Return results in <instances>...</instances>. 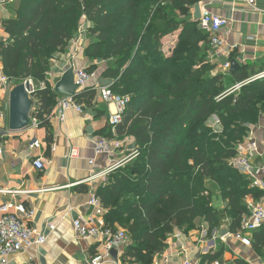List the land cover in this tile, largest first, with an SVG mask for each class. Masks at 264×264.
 I'll return each mask as SVG.
<instances>
[{"label": "trees", "instance_id": "trees-1", "mask_svg": "<svg viewBox=\"0 0 264 264\" xmlns=\"http://www.w3.org/2000/svg\"><path fill=\"white\" fill-rule=\"evenodd\" d=\"M199 2L19 0L16 16L2 22L8 35L0 42L3 70L13 84L34 82L32 116L48 130L47 117L61 99L48 78L51 62L68 49L82 23L91 24L85 56L110 62L102 76L112 80L115 93L130 99L117 129L121 139H135L137 154L96 192L108 209L107 224L130 237L122 254L129 264H153L175 229L191 230L198 218L208 223L209 235L224 219L235 233L250 213L247 199L264 196L230 164L238 143L264 117V75L256 77L262 72L249 64L214 74L210 35L192 18ZM171 36L176 42L167 53L165 39ZM96 69L86 68L91 74ZM96 91L85 88L74 99L91 106ZM214 116L223 131L210 128ZM100 134L112 137L110 125ZM214 189L226 202L223 214L213 205ZM252 235L261 253L264 224ZM223 250L207 254L201 264L218 259Z\"/></svg>", "mask_w": 264, "mask_h": 264}, {"label": "crops", "instance_id": "crops-1", "mask_svg": "<svg viewBox=\"0 0 264 264\" xmlns=\"http://www.w3.org/2000/svg\"><path fill=\"white\" fill-rule=\"evenodd\" d=\"M199 4L200 9L205 4L214 14L229 22L222 35L225 47L234 46L235 49L231 52L230 59L225 57L223 62L237 60L240 66L249 64L255 66L258 72H263L264 12L260 9L264 8V1L259 0L258 10L243 0H200ZM18 5L19 0H0V41L7 40L8 37L2 22L16 16ZM191 13L192 18L196 17L195 6ZM90 26L88 22L82 23V27ZM88 45L85 42L80 49L69 45V52L55 56L48 77L53 87L72 65L77 68L97 65L98 69L85 88L112 83L111 79L102 76L104 62L91 61L85 56L84 51ZM165 47L169 45L165 44ZM208 54L209 60L216 64L214 74L223 72V63L214 61L210 51ZM96 92L91 106L82 105V112L75 108L68 109L64 121L55 113L54 108L47 117L49 130L39 123L38 126L30 125L22 131H11L8 122L9 92L0 86V105L5 110V116L0 117V202L24 203L28 208H33L35 215L28 223L47 235L44 244L33 245L11 255L9 264H91L94 257L103 253L104 246L99 237L87 240L77 237L73 220L78 216L94 217L92 196L109 177L94 176V173L105 170L115 161L128 158L137 149V144L133 137L125 136L123 150L100 155L93 166L90 164V159L95 156L96 139L105 136L100 131L108 129L110 118L109 104L103 100L98 90ZM257 126H260V133L253 132V136L260 141L263 151L258 163L264 164V122ZM50 133L51 142L48 140ZM35 139L40 141V148L31 147ZM39 155L45 159L43 170L37 169L33 164ZM19 190L28 192L13 193ZM212 201L222 214L225 213L226 202L218 189L213 190ZM107 211L105 208L104 215ZM223 222L222 225H226L229 230L227 219ZM50 223L55 224V229H50ZM221 227L205 238L202 237L201 230L209 229V226L202 218L196 220V227L191 230L176 228L169 237L168 247L155 260L165 264H184L186 261L201 264L207 254H214L223 247V254L218 259L204 264H216V261L219 264H234L236 259H242L248 264H264V248L261 253L258 252L253 242L251 246L243 244L230 230L228 235L222 237ZM249 235L252 240V233ZM112 250L102 264H129L122 259L125 249H117V257L113 256Z\"/></svg>", "mask_w": 264, "mask_h": 264}, {"label": "built area", "instance_id": "built-area-1", "mask_svg": "<svg viewBox=\"0 0 264 264\" xmlns=\"http://www.w3.org/2000/svg\"><path fill=\"white\" fill-rule=\"evenodd\" d=\"M243 1L258 10L257 3L259 0ZM260 10L264 12V8H261ZM193 19L198 22V27L201 30L209 33L210 52L214 61L216 60L223 63L222 68L224 71L230 70L232 66L231 60L223 62L225 57L229 58L231 52L235 49L234 46L225 47L226 42L222 35L223 29L229 24L228 20L220 15L214 14L205 4L201 7L200 18L197 19L194 17ZM86 29V27H82L81 25L79 33L86 35ZM73 41L74 40H72V42ZM70 67L74 68L75 83L79 85L80 90L85 88L94 74L89 73L86 68H77L74 65ZM263 75L264 72L258 74L256 77ZM24 82L30 83L28 93L33 97V94L36 91V85L32 80ZM111 84L96 86L101 97L110 107L109 125L111 127L112 137L99 136L96 139L94 147L95 156L90 159V164L92 166L96 163L98 156L103 154L109 155L115 151L124 149V140L120 138L117 126L123 120V114L130 99L128 96L115 93L111 88ZM0 86L7 92H10L13 87V82L5 74L1 61ZM40 86L45 87V83L42 82ZM241 86L242 84H238L236 88L239 89ZM111 107H113V110ZM70 108H75L79 112L83 111V107L76 102L74 96L63 95L55 107V113H58L59 118L64 121L65 113ZM34 109L35 105L33 107V110ZM3 116H5V110L0 105V117ZM214 120L217 124L221 125L217 116H214ZM39 123L40 121L37 118L33 116L31 117V125L38 126ZM253 132L254 130L252 128L248 136L238 143L237 154L230 161V164L250 179L253 187H258L264 191V164L258 163V158L263 155V151L260 141L253 136ZM40 146L41 143L39 140L35 139L32 141L31 147L40 148ZM1 153L2 149L0 148V154ZM136 154L137 150L132 152L128 158L115 161V163L108 166L105 170L94 173V176L107 177L114 169L125 164L127 160L135 157ZM33 164L37 169L43 170L45 168L44 157L42 155L37 156L34 159ZM15 192L24 193L28 191H13V193ZM247 203L250 213L243 217L242 227L233 233V235L243 244L251 246L252 240L249 234L264 224V196L258 201L248 198ZM91 204L95 207L94 217L91 216L90 218H85L83 216H78L73 220V226L77 237L80 239L87 240L91 237L97 236L102 240L104 246L103 253H99L91 260V264H102L112 249L124 250L131 241L128 233L124 229H116L107 224L104 218L105 208L96 194L92 196ZM34 215L35 210L33 208H28L24 203H16L12 201L0 202V264H9L11 255L22 252L30 246H39L46 242L47 235L36 228L31 227L28 223L29 220L33 219ZM49 225L51 230L55 229V224L50 223ZM201 235L203 238L207 237L209 235V229H202ZM153 264L165 263L155 260ZM184 264L197 263L186 261ZM216 264L219 263L216 261Z\"/></svg>", "mask_w": 264, "mask_h": 264}, {"label": "water", "instance_id": "water-1", "mask_svg": "<svg viewBox=\"0 0 264 264\" xmlns=\"http://www.w3.org/2000/svg\"><path fill=\"white\" fill-rule=\"evenodd\" d=\"M195 16L197 19L201 16L200 4L195 5ZM240 66L237 60L232 61L231 70ZM29 82H22L13 85L9 92V129L11 131H22L31 125L32 110L35 105L33 97L28 93ZM54 90L66 96H76L81 90L75 83L74 68L70 67L63 73L60 80L56 83ZM220 236L225 237L229 234L226 225H222ZM114 257L118 256V250L113 249Z\"/></svg>", "mask_w": 264, "mask_h": 264}, {"label": "rangeland", "instance_id": "rangeland-1", "mask_svg": "<svg viewBox=\"0 0 264 264\" xmlns=\"http://www.w3.org/2000/svg\"><path fill=\"white\" fill-rule=\"evenodd\" d=\"M85 33H86V35L78 33V35L76 36L74 41L70 43V46L71 47H77L80 49L83 47L85 42H88V44H89L90 37H88L87 32H85ZM175 42H176V36H172V37L168 38V41H165V44H167V46L169 45V47L166 48L167 53L171 52V49H173L172 47L175 45ZM70 46H69V48H70ZM69 48L64 52V54L66 52H69ZM99 61H102V60H99ZM103 62L104 63H102V65L104 66V68H102V69H106L110 62H107V61H103ZM97 69H98V67H97ZM13 85H15V84H13ZM261 122H264V117L261 118ZM208 124L210 125V128L216 133L223 131V127L220 124H217L215 122L214 117H212L209 120ZM258 125H260V123ZM253 130H254V133H256V132L260 133L261 129H260V126H257V127H253Z\"/></svg>", "mask_w": 264, "mask_h": 264}]
</instances>
